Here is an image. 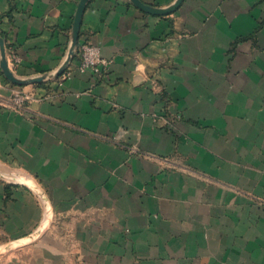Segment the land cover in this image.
I'll return each instance as SVG.
<instances>
[{"label":"crops","instance_id":"crops-1","mask_svg":"<svg viewBox=\"0 0 264 264\" xmlns=\"http://www.w3.org/2000/svg\"><path fill=\"white\" fill-rule=\"evenodd\" d=\"M78 2L0 0L44 75L0 67V264H264V0H89L77 49L112 62L57 76Z\"/></svg>","mask_w":264,"mask_h":264},{"label":"water","instance_id":"water-1","mask_svg":"<svg viewBox=\"0 0 264 264\" xmlns=\"http://www.w3.org/2000/svg\"><path fill=\"white\" fill-rule=\"evenodd\" d=\"M88 1L89 0H79L77 4V8L75 10V14L73 18L69 49H68V52H67V55L64 61L62 62L61 66L56 72L57 76L61 75L67 69L73 55L75 54V51L77 49L82 15H83V11ZM130 1L145 12H148L151 14H157V15H165V14H168L174 11L180 5L182 0H175L172 4L166 7L155 6L153 4L146 3L142 0H130ZM0 55H1L0 67L2 69V72L5 75V77L11 82L19 84V85H23V84L32 83V82H38L44 79V75H38V76H33V77L32 76L31 77L16 76L8 65L4 39L1 36H0Z\"/></svg>","mask_w":264,"mask_h":264},{"label":"built area","instance_id":"built-area-1","mask_svg":"<svg viewBox=\"0 0 264 264\" xmlns=\"http://www.w3.org/2000/svg\"><path fill=\"white\" fill-rule=\"evenodd\" d=\"M77 51L80 57L77 69L83 73L89 71L93 75H100L108 69L112 62L111 59L102 56L99 47L91 42H83L78 47ZM13 59L17 60L18 56L14 54ZM71 71L69 63L67 69L63 72V77H69ZM31 97L30 91L23 88L16 89L10 97L9 105L20 108L31 99Z\"/></svg>","mask_w":264,"mask_h":264},{"label":"rangeland","instance_id":"rangeland-1","mask_svg":"<svg viewBox=\"0 0 264 264\" xmlns=\"http://www.w3.org/2000/svg\"><path fill=\"white\" fill-rule=\"evenodd\" d=\"M34 235H37V234H34ZM34 235L32 237H34ZM19 242H20L19 240H16V241L14 240V241H11V242L7 243L4 246L3 253H6V252H9V251L13 250L15 247L18 246V244H20Z\"/></svg>","mask_w":264,"mask_h":264}]
</instances>
